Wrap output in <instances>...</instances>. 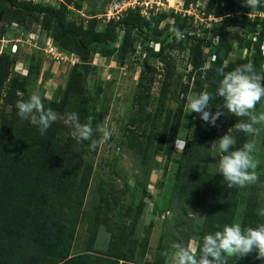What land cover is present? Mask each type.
<instances>
[{
	"label": "rangeland",
	"instance_id": "1",
	"mask_svg": "<svg viewBox=\"0 0 264 264\" xmlns=\"http://www.w3.org/2000/svg\"><path fill=\"white\" fill-rule=\"evenodd\" d=\"M23 5L55 9L64 28L89 48L58 33L53 17L26 13ZM252 9L243 0H0V165L14 154L20 190L36 172L65 184L76 180V185L89 172L73 255L89 260L125 236L128 254L137 247L135 261L143 258L140 263L149 264L162 257L170 264L172 232L189 235L199 255L209 218L201 202L203 185L207 179L215 183V177L227 185L209 148L228 130L237 141L229 150L254 141L258 161L257 181L238 187L230 224L243 228L250 214L255 222L262 219L257 210L264 207V125H257L261 131L253 137L234 127L247 117L223 110L211 126L186 109L193 94L207 90L215 95L218 68L230 72L251 62L264 75V33L257 35L264 18L251 21ZM177 29L184 33L180 42L174 37ZM102 38L108 46L96 44ZM33 92L58 116L44 136L17 115V102ZM219 104L217 97L210 110L216 112ZM262 112L264 99L252 114ZM71 113L82 124L91 117L94 130L109 128L110 138L103 141L94 131L95 148L89 147L91 141L77 142L67 119ZM31 186L25 192L45 206L48 220L55 199L44 185Z\"/></svg>",
	"mask_w": 264,
	"mask_h": 264
},
{
	"label": "trees",
	"instance_id": "2",
	"mask_svg": "<svg viewBox=\"0 0 264 264\" xmlns=\"http://www.w3.org/2000/svg\"><path fill=\"white\" fill-rule=\"evenodd\" d=\"M1 1L9 3V0ZM262 8L264 7H260L259 10ZM22 9L26 13L39 12L53 17L58 33L64 36L72 35L78 44L84 48H89L76 33L64 28V24L55 9L43 8L38 5H23ZM124 24L128 25L129 23L124 21ZM262 25V30L257 34L258 36L264 33V22ZM133 27L136 28V24ZM96 44L109 45L104 38L97 39ZM96 114L98 121H102V114L100 112ZM27 165L29 163L25 166ZM17 169L18 161L12 153L0 165V264H142L140 262H143V258L140 261H135L136 246L135 249L134 247L131 248V254L125 250L127 243L125 236H122L124 239L114 243L111 248L109 247L102 252H94L95 255L89 257L92 260H86V256L71 253L75 237L74 232L81 216L87 183L90 178L89 172L80 179V185H76V180L68 184H65L66 181L57 178L47 180L46 174L36 172L34 177L23 181L24 187L20 190V185L16 181L21 183L22 180L21 178L19 180L18 176L21 174ZM24 169L27 170L28 168ZM181 173L182 167L180 166L176 173V180L179 179ZM31 174L33 175V172ZM33 178H35L34 183ZM215 178V183L211 179H207L202 190L204 198L201 202L209 210V218L204 223V230L206 229L208 234H214L221 230L225 224L232 222L233 214L231 213L233 212H230V209L236 207L238 193V187L228 188L219 177ZM218 179L220 180L219 183L217 182ZM42 185L45 186V191L55 199L50 206L53 212L48 220L45 218V210L43 209L45 206L38 202H32L28 197L29 193L25 192V189L30 186L31 190H34ZM76 189L77 191H75ZM261 218L255 222L254 217L251 214L248 215L247 220L243 219V228L249 226L254 228L257 224L264 223V217ZM204 230L200 234L201 236L206 234ZM171 237L174 243L190 246V236L184 232L178 235L172 232ZM162 240L163 233L157 246L158 250L162 246ZM166 247L169 248L170 246L166 245ZM196 254L198 255V251ZM162 259V257L154 259L149 264H164L165 259ZM240 259L249 260L251 264H264V260L256 258L255 252L240 257Z\"/></svg>",
	"mask_w": 264,
	"mask_h": 264
},
{
	"label": "clouds",
	"instance_id": "3",
	"mask_svg": "<svg viewBox=\"0 0 264 264\" xmlns=\"http://www.w3.org/2000/svg\"><path fill=\"white\" fill-rule=\"evenodd\" d=\"M243 3L247 7L255 8L264 3V0H243ZM174 37L180 42L184 39V33L177 29ZM216 73L221 79L217 83L215 95L204 90L190 96L186 102L188 114L195 112L202 121L215 126L217 119L225 114L223 110H227V113L235 117L248 118L246 121L235 123L236 130L253 137L259 135L261 129L257 125H264V112L253 115L252 110L264 99V75L257 73L251 62L239 65L230 72H225L221 67L216 69ZM217 97L222 99V104L217 105L218 110L213 113L210 110V102ZM16 108L17 115L35 126L41 136H44L58 119L53 110L45 109L38 92H33L27 100L18 101ZM67 119L72 122L73 137L77 142L91 141L90 148H95L98 143L93 139L94 131L101 134L103 141L111 136L107 127H97L94 130L91 117L83 124L76 113L69 114ZM236 144V139L228 130L219 140L213 141L209 148L218 161L217 173L222 175L228 188H243L258 179L255 172L258 164L254 156L257 151L255 142H245L241 147L230 151V147ZM257 211L259 216L264 217V207ZM171 249L173 264H228L226 256L237 259L253 252L256 253L257 259L264 260V223L254 228H242L239 222L225 224L221 230L203 237L199 255L193 248L182 243H173Z\"/></svg>",
	"mask_w": 264,
	"mask_h": 264
},
{
	"label": "built area",
	"instance_id": "4",
	"mask_svg": "<svg viewBox=\"0 0 264 264\" xmlns=\"http://www.w3.org/2000/svg\"><path fill=\"white\" fill-rule=\"evenodd\" d=\"M261 7H264V3H261V4H259ZM249 16H251V18H250V20L251 21H253L257 16L258 17H262V18H264V10H259L258 8H253L252 9V11H251V13L250 14H248ZM254 18V19H253ZM213 20H215V21H219L220 19L219 18H214ZM190 247L192 248V245H190ZM195 251H196V253H197V248L195 247V248H193Z\"/></svg>",
	"mask_w": 264,
	"mask_h": 264
},
{
	"label": "crops",
	"instance_id": "5",
	"mask_svg": "<svg viewBox=\"0 0 264 264\" xmlns=\"http://www.w3.org/2000/svg\"><path fill=\"white\" fill-rule=\"evenodd\" d=\"M157 234V233H156ZM157 241H158V239H157ZM156 246H157V244H156ZM170 264H172V261L170 262Z\"/></svg>",
	"mask_w": 264,
	"mask_h": 264
}]
</instances>
